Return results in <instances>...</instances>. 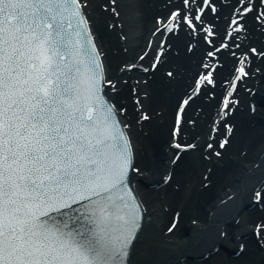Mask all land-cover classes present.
I'll return each mask as SVG.
<instances>
[{"label":"snow or ice","instance_id":"6c2138e0","mask_svg":"<svg viewBox=\"0 0 264 264\" xmlns=\"http://www.w3.org/2000/svg\"><path fill=\"white\" fill-rule=\"evenodd\" d=\"M115 4L110 0L102 8L119 16ZM88 7L89 0H0V264H130L131 245L143 228L144 205L130 177L135 148L120 116L126 110L107 94L116 85L108 77ZM206 9L218 12L212 0H181L180 7L156 17L155 32L179 31L181 22L196 30L195 21L202 23ZM257 11L256 19L264 20V0H236L218 44L213 25H205L202 35L212 48L207 56L239 47L229 37L245 32L246 16ZM165 43L160 40L159 53ZM248 55L242 54L223 94L224 110L238 103L233 92L248 74ZM154 60L153 68L160 56ZM218 64L206 62L190 95L181 98L175 132L185 105L202 86L215 85ZM135 67L126 64L121 71ZM233 127L226 125L228 132ZM227 142L225 136L220 147ZM254 196L264 202L260 191ZM178 219L179 213L167 231ZM254 230L260 235L264 220Z\"/></svg>","mask_w":264,"mask_h":264},{"label":"bare ground","instance_id":"6f19581e","mask_svg":"<svg viewBox=\"0 0 264 264\" xmlns=\"http://www.w3.org/2000/svg\"><path fill=\"white\" fill-rule=\"evenodd\" d=\"M212 2L218 12L206 9L202 23L195 21L196 30L181 22L179 31L165 34L164 29L155 32L156 17L168 8L180 7L181 0H116L119 16L102 8L110 0H89L92 28L105 53L108 77L116 83V90L109 88L107 94L118 108L126 110L120 115L128 126L138 167L132 178L144 183L135 185L144 205V225L130 264H211L222 248L228 253L219 264H264V230L258 236L250 226L254 219L264 220V202L251 200L253 190L264 196V57L259 55L264 51V20L256 19L258 11L248 14L246 31L229 37L239 47L219 49L215 57H208L212 48L202 35L205 25H213L217 44L222 42L236 0ZM161 39L166 41L165 51L153 68L148 62L158 55ZM149 42L151 46L146 47ZM253 46L256 53L250 51ZM244 52L249 53L244 59L251 60L246 65L248 74L236 81L233 96L238 103L224 110L223 94ZM216 60L220 64L213 70L215 85L202 86L185 105L179 139L194 144L179 151L171 144V112H177L179 98L190 95L203 65ZM125 64L137 67L121 71ZM228 124L234 126L231 132L226 129ZM225 136L228 142L221 148L219 141ZM198 141L212 145L206 146L205 165L194 158ZM219 192L223 195L218 199ZM177 213L176 227L169 232ZM142 240L144 246H140ZM235 244L244 248L232 255Z\"/></svg>","mask_w":264,"mask_h":264},{"label":"rangeland","instance_id":"374dc122","mask_svg":"<svg viewBox=\"0 0 264 264\" xmlns=\"http://www.w3.org/2000/svg\"><path fill=\"white\" fill-rule=\"evenodd\" d=\"M86 10L89 11V14H90L89 17L92 19L91 10H89V8H87ZM167 12H169V9H167V10L165 11L164 15H166ZM92 20H93V19H92ZM171 113H172V114H171V116H170L169 129H171L172 124H173L172 120H173V115H174V113H173V111H172ZM205 147H206L205 143H204V145H200V144H199V147H198L196 150H194V158H195V160L197 159V160L203 162L204 165L207 163V160L205 159V156H204V155H205V150H204ZM204 165H203V166H204ZM138 183H140V184H139L140 187H141L142 185H144V183H141V182H138ZM149 187H150V186H149ZM228 187H229V186H226L225 188L229 189ZM223 192H224V191H223ZM223 192H219V193H218V196H220L221 194H223ZM160 195H161V194L159 193L158 196L160 197ZM162 195H163V192H162ZM168 222H169V221H168ZM255 223H256V219H254L253 221H251L250 226H252V227L254 228V224H255ZM147 243H148V242H147ZM145 244H146V241H145V240H142L140 246H144ZM238 248H239V245H238V244H235L234 247H233V250L236 251ZM226 255H227V252H225L223 249L220 250L219 254H217V256H214V258L211 260V264H219L221 258L226 257Z\"/></svg>","mask_w":264,"mask_h":264},{"label":"water","instance_id":"95a60500","mask_svg":"<svg viewBox=\"0 0 264 264\" xmlns=\"http://www.w3.org/2000/svg\"><path fill=\"white\" fill-rule=\"evenodd\" d=\"M131 177H133V174L131 175Z\"/></svg>","mask_w":264,"mask_h":264}]
</instances>
